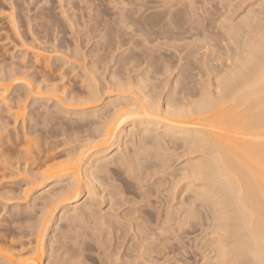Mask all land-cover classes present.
Returning a JSON list of instances; mask_svg holds the SVG:
<instances>
[{
	"label": "bare ground",
	"instance_id": "bare-ground-1",
	"mask_svg": "<svg viewBox=\"0 0 264 264\" xmlns=\"http://www.w3.org/2000/svg\"><path fill=\"white\" fill-rule=\"evenodd\" d=\"M112 6L113 24L135 25L143 48L135 51L130 44L115 58L109 79L100 86L92 78L86 88L90 101L100 100L103 88L118 91L107 95L100 109L85 114L77 112L85 109L65 105L66 98L77 99L74 90L65 91L48 78L42 84L56 105L74 110L69 112L73 123L99 124L100 147L86 155V149L62 147L69 140L51 141L54 134H19L15 125L25 119V101L2 99L6 119L0 123L5 132L0 131V180L24 182L8 191L24 198L37 183H48L24 207L26 214L20 209L27 225L37 219L30 223L32 230L18 220L20 214L15 218L18 207L10 210L15 214L9 215L11 223L24 222L27 232H20L22 226L15 229L26 239L13 234L10 222L14 231L6 229L5 219L0 257L6 264H43V236L59 208L58 219L67 227L77 223L76 228L91 231L92 236L87 229L81 236L73 226L78 237H94L104 253L100 257L98 252L101 264H111V255L121 248L116 245L125 240L131 244L125 249L129 257L123 251V260L114 256L124 264H163L169 255L162 250L173 241L182 243L183 250V244L194 243L200 264H264V0H112ZM142 8L146 11L139 14ZM15 75L0 68V91L7 92ZM17 81L25 82L34 98L43 97L40 86ZM117 171L127 174L124 187L114 183L120 181ZM99 186L103 191L110 187L108 199L130 204L121 215L130 223L95 210L93 194ZM127 186L139 193L123 197ZM35 206L40 216L33 212ZM159 250L164 259L156 255ZM173 259L165 261L175 263ZM64 262L69 264L67 258Z\"/></svg>",
	"mask_w": 264,
	"mask_h": 264
},
{
	"label": "rangeland",
	"instance_id": "rangeland-1",
	"mask_svg": "<svg viewBox=\"0 0 264 264\" xmlns=\"http://www.w3.org/2000/svg\"><path fill=\"white\" fill-rule=\"evenodd\" d=\"M137 3H139V1ZM125 6L130 7V4H127ZM114 11L115 8L112 6V0H0V68L5 72H8L9 70L16 72V75L14 76V79L16 80L12 82L7 92L0 91V123H5L6 119V113L3 112L4 107L2 99L5 98L10 101H13L14 99L19 100L18 98H21V101H25L24 103L26 104V114L23 123L19 121V123L15 125L19 134H22V132L24 131L29 132V130H38V133H41L42 131L46 135L54 134L53 137H55L52 139L50 138L51 141L55 139L63 140V142L69 140L70 144H66L62 147H80L81 149H83V151L84 149H86V155L97 147H100L102 145V141L99 137V130H101L99 124L92 125L91 123L85 122L84 125L80 126L79 124L81 123H73V121L69 120V112L74 110H64L59 107V104L56 105L55 99L48 98L52 95L48 92H45V89L43 88L42 84L45 83L43 82L44 79L48 78L51 79L52 82L63 86L65 91L74 90V94L76 95L77 99L70 100L66 98L65 105L70 108L85 109L77 111L85 114H87L93 109H100V107L103 106L107 100H109V98H107L106 96L113 95L116 93V91H118V89L111 90V88H103L105 91L103 97L98 101H90L91 99H89L88 97V89L86 88V84L89 82L90 79L92 80V78L95 82L102 86V83H104L105 80L109 79L108 75L114 68L115 58L119 57L121 51L125 50L130 44L134 45L135 51H139L143 48V45L141 43L143 36L140 35V31L136 30L135 25L133 27V30V28H121L113 24L112 17ZM145 11L144 8H142L139 11V14L145 13ZM175 33H181V30L175 31ZM119 40L122 44H118ZM134 74L135 73L133 72L132 75ZM17 79H23L37 86H40V88L38 89L41 90V95L47 98H34L28 93V86L26 85V83L23 81H17ZM91 106L97 107L91 108ZM90 119L94 120L95 117H90ZM8 126L9 129H11L10 131L12 132V128L14 126L12 124H9ZM124 126H127L128 128L129 124L126 123ZM3 134H5V132H2V135ZM59 148L60 147H58V150ZM116 177L120 181L116 180L114 181V183H119L122 187H124V183H129L127 174L123 173L122 171H117ZM7 181L8 177H6L4 180H0V231L5 229V227L11 223L9 215L14 214L12 213V211L15 210V207L16 209L18 207V210H15V212L18 211V213L17 217L14 216L15 214L13 215V219L14 217L18 218L20 214L18 220H21V215H23L24 213L26 214V208L28 207L27 203L32 201L31 199L33 197L40 194L47 187L46 184L48 183L45 182L40 185L36 182L37 185L33 184L34 191H31L26 198H24L21 194V196L18 194L19 197L15 194L17 196H15V198L13 197L14 195L12 196V194L8 192L9 188L18 184H21L22 187L24 182H18V184L16 183L15 185V183H10ZM109 182L112 181L110 180ZM96 185L98 186V184ZM109 188L110 187H106L105 191H103L102 188L99 186L96 188V190H94L95 193L93 195L97 204V206H95V210L98 209L100 211L99 214H104V217H109L112 214L111 217L115 218V215L116 219H118L121 217L122 214H124L123 212L127 209V207H129L130 204L124 202L115 203L114 199L113 201L108 199V195H106V192ZM138 193L139 191L136 192L131 189L130 186H127L126 191L123 193V197H135ZM85 196L86 192H83L81 194L79 202H81L85 198ZM135 199L140 200L139 198ZM39 203L41 202L39 201ZM17 204L18 206H16ZM138 204L143 205L144 202H138ZM21 208L22 213L23 209H25L23 214L20 212ZM35 208L34 210H36V212L34 210L33 212L38 213V207L36 209ZM39 214H41V212L35 215L38 216ZM59 214L60 210L58 208L53 213L51 217L53 218V220H50L48 224L49 226L46 228L47 230L45 231L46 234H44L43 236V246L45 245L44 247L42 246L43 249L45 248L42 253L43 264H50L49 261H54L53 258H57L55 259L54 263H51L55 264L58 260V257L59 262L57 261V263L62 262L61 264H67V262H64L66 258L69 264H101L100 262L102 260L99 262V258L102 257V254L104 253L99 251V245L97 242V244H94V237H92V240H90L92 236L91 231L85 227L84 229H79V227L76 228V226H78L77 223L75 224L76 226L73 225L77 229V231L72 225L71 226L73 230L72 228L70 229L71 226L67 227L66 223H64L65 221L62 222L63 220L60 221L58 219ZM7 218L9 221L7 220ZM122 218L125 217L123 216L121 217V219ZM5 219L7 220V225L5 222L4 227L2 223H4ZM121 219H119V221ZM35 220L37 221V219ZM35 220L34 217L33 220H29V225H27L26 221H24L23 219L21 221H24L25 223H23L26 224V226H29V228H26L27 230H32V226H30V223ZM125 220L126 219L121 220L122 222L124 221L123 224L130 223ZM20 222H17L15 224L11 223L13 224L12 226H14L11 227L14 229L18 227L19 229L20 226H22L23 228L19 230L20 232L24 231L26 226H24V224ZM34 224H36V227L37 222H35ZM67 224L70 225L69 223ZM1 225L4 228H2ZM81 226L84 225H82L81 223ZM11 227H9V230ZM37 228L38 227H36V229ZM66 228H68V230ZM26 229L25 231L27 232ZM83 230H85L86 234L91 233V236L88 237L84 234L83 237H78L80 235H83ZM74 231H76V233L79 231L81 232V234L79 232L78 233L80 235L75 234ZM15 232L16 229L13 233L14 235H16ZM197 232L198 231H195V233H191L189 234V236L194 237ZM53 234L57 236V239L56 236L54 238ZM73 234L74 236H70ZM67 235L69 237H67ZM33 236L32 238H35V234ZM22 237H25V235H23ZM74 237L78 240L76 241ZM81 238L83 239L80 244L79 241H81ZM21 239L24 240V238ZM54 239H56V241ZM125 241L123 243L122 241H120L119 245H116V243V247L114 246L113 241V244H111L108 248L111 249V251L108 250V253L110 254L114 247L115 249H119L121 244V250L117 249L119 253L115 252L117 256L115 254L114 256L118 257L119 254V260H123L124 258L122 259V256L124 257L125 255L127 259L129 256L127 257L128 254L126 255L125 253L126 245L131 244L128 241ZM185 242L187 243V241H184L183 243ZM61 243H63L64 246ZM188 243L183 244L186 245L187 249L185 248V250H183L184 247H182L181 249L182 243H180V245L178 244V242L173 241L172 245L170 242V244H168V247H165L166 249L163 247V245H165L164 243L162 245V248H164L162 252L164 251L166 256L163 253H160L161 250L158 251V254H156V252L153 253L152 256L156 257V255H159L160 253L163 254L162 257L165 256L168 258L169 255V258L172 256L171 259H180L178 264L184 263L180 262L181 260L186 261V263L184 264H187V262H189L188 264L197 262L198 264H200L199 262L202 261V256L200 258V255H197V250L193 249L195 248V246H193L194 243H191L192 245L190 243L188 245ZM60 245L63 247H60ZM80 245H83L82 248H80ZM129 245L128 247L131 248L132 246ZM188 246L190 249L188 248ZM190 246H192V248ZM135 248L136 250H134L137 251V254V247ZM95 249H98L97 252ZM134 250L132 248V254ZM122 251L123 253H125L124 255H122ZM128 251L129 253L131 252L130 250ZM98 252L99 254L102 253L100 257L98 256ZM105 252H107V250ZM193 252H196L195 255ZM136 254H134V256ZM62 256L66 258L64 259L62 258ZM114 256L111 255V258L113 257L111 261L116 262H111V264L126 263L123 261H119L118 259L115 260L116 258ZM131 257L132 255L130 254V258ZM165 257H163L162 259H164ZM198 257L201 259L200 261H197ZM158 258L156 259L157 262L159 260H162ZM169 258H165V260L171 261V259ZM132 259H130V261ZM177 260H175V262L173 259V262L175 263L171 264H177ZM164 261H162L163 264ZM166 261L165 264L170 262L168 261L166 263ZM2 263L6 264L7 262L4 261L2 257H0V264ZM201 264L203 263L201 262Z\"/></svg>",
	"mask_w": 264,
	"mask_h": 264
}]
</instances>
